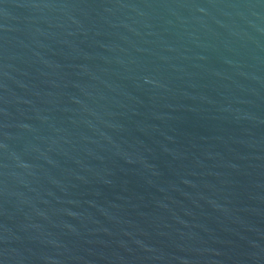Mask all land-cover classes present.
<instances>
[{
  "label": "water",
  "instance_id": "1",
  "mask_svg": "<svg viewBox=\"0 0 264 264\" xmlns=\"http://www.w3.org/2000/svg\"><path fill=\"white\" fill-rule=\"evenodd\" d=\"M0 264H264V0H0Z\"/></svg>",
  "mask_w": 264,
  "mask_h": 264
}]
</instances>
